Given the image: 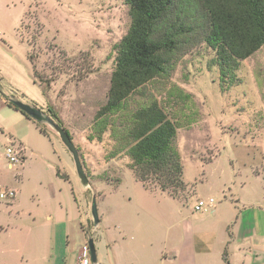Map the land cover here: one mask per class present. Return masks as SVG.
Wrapping results in <instances>:
<instances>
[{"label": "rangeland", "instance_id": "obj_1", "mask_svg": "<svg viewBox=\"0 0 264 264\" xmlns=\"http://www.w3.org/2000/svg\"><path fill=\"white\" fill-rule=\"evenodd\" d=\"M131 21L126 0H0V192L6 194L0 195V264H9V245L22 250V237L15 238L9 225L51 220L46 238L56 245L55 226L70 211L93 234L94 197L104 218L95 230L109 236L114 248L108 247V254L98 250V263L92 259L91 264H161L163 256L157 251L167 225L181 219L182 212L201 222L198 214L214 207L194 212L197 199L214 197L219 202L223 189L259 203L251 178L253 170L264 174V45L241 62L235 81L223 83L216 51L206 42L189 40L173 54L166 74L136 90L125 110L98 118L108 99L118 44ZM4 97L11 104L16 98L37 106L70 131L89 185H82L57 130L35 120L47 135L40 133L33 121L4 105ZM150 100H157L178 128L187 183L178 199L153 181L148 189L136 179L115 133L122 132L127 114ZM20 139L28 147V158L10 168L6 147L19 145ZM58 156L69 181L48 165ZM14 189L17 198L11 206L16 192L9 197V190ZM131 198L147 201L134 239L116 226L125 219ZM260 204L264 207L263 200ZM257 219L264 231L262 209ZM128 251H133V260ZM15 256L14 264H23L22 256ZM260 256L249 264H264V248Z\"/></svg>", "mask_w": 264, "mask_h": 264}, {"label": "trees", "instance_id": "obj_2", "mask_svg": "<svg viewBox=\"0 0 264 264\" xmlns=\"http://www.w3.org/2000/svg\"><path fill=\"white\" fill-rule=\"evenodd\" d=\"M126 2L130 5L132 21L118 44L108 99L100 108L98 118L125 110L127 99L136 90L166 74L173 54L189 40L206 42L216 51L223 83L235 81L241 62L264 45V0ZM42 92L46 95L44 89ZM50 110L57 116L52 107ZM106 120L102 121L104 125ZM36 124L40 132L47 135L39 123ZM120 126L124 127L122 132L115 133L119 135L120 149L126 150L131 159L130 169L136 179L147 188L153 181L162 191L177 198L176 194L184 190L187 183L177 147L176 123L168 118L157 100H150L127 114ZM57 175L68 180L60 167H57ZM223 258L230 264L227 249Z\"/></svg>", "mask_w": 264, "mask_h": 264}, {"label": "crops", "instance_id": "obj_3", "mask_svg": "<svg viewBox=\"0 0 264 264\" xmlns=\"http://www.w3.org/2000/svg\"><path fill=\"white\" fill-rule=\"evenodd\" d=\"M8 102L4 97L2 100L4 105L13 108L20 115H24L27 120L36 124L34 119L27 117L21 110L15 109ZM36 127L39 130L37 124ZM17 142L25 150L24 164L28 158V147L21 139ZM48 165L55 171L56 176L60 177L57 175V167L62 169L61 157L58 156L55 163L48 162ZM9 167L14 168L15 165L9 164ZM251 180L257 185L256 200L259 203H251L249 199H245L243 196L227 195L226 190L223 189V197L220 198L219 202L212 197L215 199L214 208L207 213L198 214L201 217V222L194 223L190 214L184 215L182 212L181 219L172 221L167 225L161 241L162 247L157 251L163 256L161 264H228L223 258L225 249H227L230 264H249L259 261L260 252L264 248V231L259 228L257 213L259 209L264 212V207L260 204L262 200L264 201V174L253 170ZM224 186L226 187V184ZM14 191L16 192L15 197L9 200L11 206L14 205L17 198L18 189H14ZM195 193L197 194L196 189ZM72 194L77 202L74 189ZM146 203L147 201L144 199L142 201H138L137 198L129 200L125 219L116 225L120 234H130L132 235L131 238L134 239L137 229L141 226L142 221L139 217L143 209L146 208ZM193 211L196 212L194 209ZM195 215L197 214L192 212V216ZM100 219L99 224L95 227H98L104 220L103 216H100ZM51 226V220L41 223L36 218L24 226H20L18 223L9 225V232L15 231L14 237L21 236L23 239L21 244L18 243L22 245V250L18 248L19 252L15 251L14 246L9 245V264H14L16 252L22 256L21 259L24 261L21 260V263L23 264H77L80 258L81 245L87 238L82 221L71 218L70 211H67L66 217L57 222L55 226L56 245L52 244L53 240L46 238ZM25 234L29 236V239L24 237ZM32 234L35 237L30 239ZM93 236L96 238L94 241L96 252L101 250L102 253L108 254V247L114 248L111 244L113 241L110 240L109 236L104 235L100 229L96 230ZM128 258L133 260V251H128ZM131 264H135L134 260L131 261Z\"/></svg>", "mask_w": 264, "mask_h": 264}, {"label": "water", "instance_id": "obj_4", "mask_svg": "<svg viewBox=\"0 0 264 264\" xmlns=\"http://www.w3.org/2000/svg\"><path fill=\"white\" fill-rule=\"evenodd\" d=\"M12 104L16 106L19 110L24 112L26 115H28L30 118L36 120V121H46L48 122L51 126H53L57 132L60 135V138L62 142L67 146L69 151L73 155L74 163L76 166V170L78 173V176L80 178V181L83 186L89 185V177L85 171L84 165L81 161L80 153L75 145L70 133L67 131V129L56 122L52 117L47 116L40 108L37 106H34L30 103L24 102L20 99L12 98L11 99ZM91 213L93 217V221L95 226L99 224L100 222V215H99V209H98V202L97 199L94 197L91 205ZM89 244L91 246L92 250V259L94 262H98L97 258V252H96V247H95V242L93 239L89 240Z\"/></svg>", "mask_w": 264, "mask_h": 264}, {"label": "built area", "instance_id": "obj_5", "mask_svg": "<svg viewBox=\"0 0 264 264\" xmlns=\"http://www.w3.org/2000/svg\"><path fill=\"white\" fill-rule=\"evenodd\" d=\"M6 158L9 161L10 165H15L16 163H20L24 159V148L19 145H9L6 147ZM15 191L9 190V197L14 196ZM0 195L5 196L6 194L4 192H0ZM215 205V199L209 198V199H203L199 198L197 199L194 210L196 212H207L209 211L213 206ZM95 228H93V234L96 231ZM87 239L85 242L81 245L80 248V258L77 264H91L92 262V250L91 246L89 244V240L93 239L94 241L96 238L93 236V234L89 235V233L86 231Z\"/></svg>", "mask_w": 264, "mask_h": 264}]
</instances>
